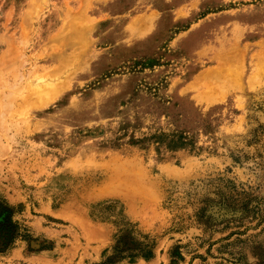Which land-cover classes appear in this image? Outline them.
<instances>
[{
	"label": "rangeland",
	"instance_id": "1",
	"mask_svg": "<svg viewBox=\"0 0 264 264\" xmlns=\"http://www.w3.org/2000/svg\"><path fill=\"white\" fill-rule=\"evenodd\" d=\"M264 264V0H0V264Z\"/></svg>",
	"mask_w": 264,
	"mask_h": 264
},
{
	"label": "crops",
	"instance_id": "2",
	"mask_svg": "<svg viewBox=\"0 0 264 264\" xmlns=\"http://www.w3.org/2000/svg\"><path fill=\"white\" fill-rule=\"evenodd\" d=\"M73 261L70 264H86V258L82 259V262L80 263L79 260L76 258L72 259ZM98 259L96 258L91 264L97 262ZM153 257H147V258H136L134 262H139L140 264H154L152 263Z\"/></svg>",
	"mask_w": 264,
	"mask_h": 264
}]
</instances>
